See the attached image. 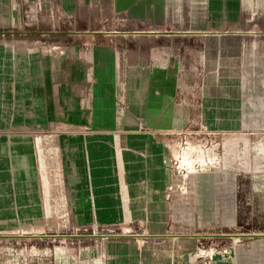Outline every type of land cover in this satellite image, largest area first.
<instances>
[{
	"label": "crops",
	"instance_id": "crops-1",
	"mask_svg": "<svg viewBox=\"0 0 264 264\" xmlns=\"http://www.w3.org/2000/svg\"><path fill=\"white\" fill-rule=\"evenodd\" d=\"M62 2L83 14L73 23L95 24L101 10L122 32H71L82 44L45 53L24 44L11 54L15 111L13 133L0 134V232L33 216L135 217L136 235L99 242L87 264H199V245L239 239L240 228L256 237L249 250L236 246V264H264V174L199 171L191 204L169 203L173 176L159 139L220 118L217 101L209 110L194 91L210 83L192 74L227 41L250 37L258 46L249 50L264 49V33L234 31L264 29V0ZM247 91L264 96V80L251 79Z\"/></svg>",
	"mask_w": 264,
	"mask_h": 264
},
{
	"label": "rangeland",
	"instance_id": "rangeland-1",
	"mask_svg": "<svg viewBox=\"0 0 264 264\" xmlns=\"http://www.w3.org/2000/svg\"><path fill=\"white\" fill-rule=\"evenodd\" d=\"M62 1L0 0V134L13 133L15 106L11 101V90L14 75L12 68L8 70V63L18 47L25 44L27 49L32 46V49L45 53L57 47L56 43H72L74 40V43L82 44L83 35L71 32L96 31L106 36L107 32H122L115 25L107 27V19L101 10L95 24L73 23L72 18L80 20L83 14L77 8H63ZM234 31L247 36L256 34L253 32L264 33V29H249L245 25ZM247 39L252 40L248 37L245 41H227L222 52L210 51L208 66L202 65L201 72L192 74L196 80L210 83L206 88L194 91L207 100L209 110L210 103L217 101L220 118L206 120L203 117L202 121L194 122L183 132L159 137L173 176L165 193L166 196L168 192H174L172 198L166 199L169 203L178 202V194L187 192L183 178L189 171L194 177L199 171L231 172L239 176L264 174V110L254 108L255 104L264 103V96L247 91L251 79L264 80V49L258 51L256 48L253 53L254 49L249 50V47L256 43L246 42ZM103 40L94 38L98 45L104 43ZM254 57L255 65H260L255 70L252 62L247 61ZM53 128L67 131L75 127L55 125ZM190 194L187 192V200L182 201L191 204ZM138 220L135 217L33 216L25 227L0 232V264H87L92 262V248L99 242L102 244L107 238L114 240L122 235H136ZM235 232L236 235H253L240 228ZM251 240V237L213 239L199 245L192 257L199 264H236V246L240 244L244 250H249ZM82 248L87 249L82 251ZM60 258L65 260L58 261Z\"/></svg>",
	"mask_w": 264,
	"mask_h": 264
},
{
	"label": "bare ground",
	"instance_id": "bare-ground-1",
	"mask_svg": "<svg viewBox=\"0 0 264 264\" xmlns=\"http://www.w3.org/2000/svg\"><path fill=\"white\" fill-rule=\"evenodd\" d=\"M260 34H261V33H260ZM6 138H7V137H5V136H1V135H0V140H1V141L6 140ZM190 165H191V164H190ZM185 167H186V166H185ZM184 170H185V169H184ZM194 170H195V169H194ZM194 170H193V171H194ZM185 171H186V170H185ZM185 174H186V173H185ZM182 175H183V174H182ZM193 177H194V175L192 174V172L189 171V172L187 173V175L183 178V183L187 186V192H188V193H191V189H192V185H191V182H192V181H191V180H192ZM180 182H181V181H180ZM183 183H182V184H183ZM184 184H183V185H184ZM187 192H186V193H187Z\"/></svg>",
	"mask_w": 264,
	"mask_h": 264
},
{
	"label": "built area",
	"instance_id": "built-area-1",
	"mask_svg": "<svg viewBox=\"0 0 264 264\" xmlns=\"http://www.w3.org/2000/svg\"><path fill=\"white\" fill-rule=\"evenodd\" d=\"M258 102H260V101H258ZM251 103V101H249L248 102V104H250ZM254 103H256L255 101L253 102V104ZM252 104V103H251ZM250 104V105H251ZM256 107H258V108H260V109H263L264 110V103H258V104H255L254 105V108H256ZM173 191H171V192H168V194H166V196H165V199H169V198H172V195H173ZM187 197V195H186V192L185 193H183V192H181L180 194H178V199H180V198H186ZM239 236H241V235H239ZM211 252H213V250H210ZM202 253H203V251H202ZM207 255V254H206ZM211 255H213V254H211ZM219 255V254H218ZM217 255V256H218ZM212 258V256H209V259H211Z\"/></svg>",
	"mask_w": 264,
	"mask_h": 264
},
{
	"label": "water",
	"instance_id": "water-1",
	"mask_svg": "<svg viewBox=\"0 0 264 264\" xmlns=\"http://www.w3.org/2000/svg\"><path fill=\"white\" fill-rule=\"evenodd\" d=\"M232 237H237V236H232ZM239 237H256V236H251V235H241V236H239Z\"/></svg>",
	"mask_w": 264,
	"mask_h": 264
}]
</instances>
